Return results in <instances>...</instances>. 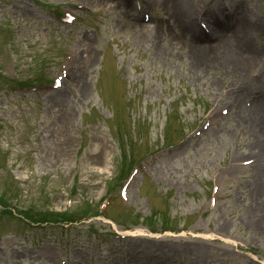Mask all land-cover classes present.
Masks as SVG:
<instances>
[{
	"label": "rangeland",
	"instance_id": "rangeland-1",
	"mask_svg": "<svg viewBox=\"0 0 264 264\" xmlns=\"http://www.w3.org/2000/svg\"><path fill=\"white\" fill-rule=\"evenodd\" d=\"M180 1L0 0V194L83 210L156 152L107 209L127 236L0 212V264H264V0Z\"/></svg>",
	"mask_w": 264,
	"mask_h": 264
},
{
	"label": "bare ground",
	"instance_id": "bare-ground-1",
	"mask_svg": "<svg viewBox=\"0 0 264 264\" xmlns=\"http://www.w3.org/2000/svg\"><path fill=\"white\" fill-rule=\"evenodd\" d=\"M183 5H184V7H185V9H188V6H189V0H182V1H180ZM158 28H159V26H157V27H155V30H158ZM188 29L189 30H191V28L190 27H188ZM249 44V43H248ZM210 48H204V49H202L203 50V52H200V56H201V58H204L205 59V57L207 56V51L209 50ZM206 56H205V55ZM206 61V60H205Z\"/></svg>",
	"mask_w": 264,
	"mask_h": 264
}]
</instances>
